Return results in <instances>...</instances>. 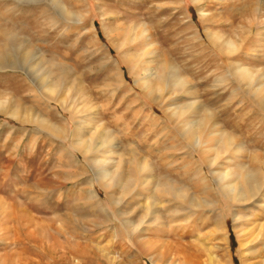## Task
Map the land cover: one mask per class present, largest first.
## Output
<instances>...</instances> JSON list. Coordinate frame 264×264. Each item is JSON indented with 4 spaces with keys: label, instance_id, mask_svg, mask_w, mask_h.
<instances>
[{
    "label": "rangeland",
    "instance_id": "obj_1",
    "mask_svg": "<svg viewBox=\"0 0 264 264\" xmlns=\"http://www.w3.org/2000/svg\"><path fill=\"white\" fill-rule=\"evenodd\" d=\"M0 264H264V0H0Z\"/></svg>",
    "mask_w": 264,
    "mask_h": 264
},
{
    "label": "bare ground",
    "instance_id": "obj_2",
    "mask_svg": "<svg viewBox=\"0 0 264 264\" xmlns=\"http://www.w3.org/2000/svg\"><path fill=\"white\" fill-rule=\"evenodd\" d=\"M228 45H229V48L233 45L231 42L230 43H227ZM226 44V45H227ZM228 47V46H227ZM232 47H234V45L232 46ZM242 69V68H241ZM240 70V69H239ZM247 70L246 69H244L243 70V72H246ZM139 82H141V84H142V86H143V88L145 89V90H151V87H152V82H151V80L149 79V77L148 76H146L143 80L142 79H140L139 80ZM193 127H191V129H190V131L191 130H193L192 129ZM189 131V130H188ZM189 131V132H190ZM194 132V131H193ZM196 133V132H195ZM193 135V134H192ZM193 137H195L194 135H193ZM89 142V141H88ZM78 144V146H80L82 143L81 142H78L77 143ZM86 147V146H85ZM110 174V173H109ZM109 174H106V175H108L109 176ZM107 178V177H106ZM105 179V178H104ZM107 179H109V178H107ZM230 187V191L231 192H235L236 190H234V187H233V185H230L229 186Z\"/></svg>",
    "mask_w": 264,
    "mask_h": 264
}]
</instances>
